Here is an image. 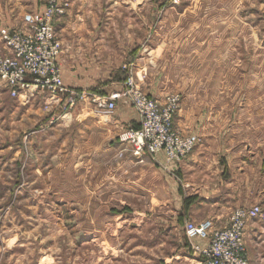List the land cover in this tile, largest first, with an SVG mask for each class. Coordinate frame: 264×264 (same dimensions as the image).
<instances>
[{
	"label": "rangeland",
	"instance_id": "obj_1",
	"mask_svg": "<svg viewBox=\"0 0 264 264\" xmlns=\"http://www.w3.org/2000/svg\"><path fill=\"white\" fill-rule=\"evenodd\" d=\"M23 2L31 5L30 0ZM211 11H228L229 18L212 23ZM178 26L185 34L180 35ZM154 35L156 41L180 37L185 43L175 70L189 79L188 87L207 95L202 105L212 109L214 125L209 133L215 144L208 157L226 161L221 164H228L233 175L242 172L245 159V172L255 186L252 192L260 187L264 199V0H150V38ZM43 100L39 113L34 111L38 101L33 99L36 104L28 113L10 114L7 109L13 101L0 82V264L9 238H44L41 245L29 243L43 252H50L45 238H52L48 242L52 251L70 264H150V249L159 238H187L193 251L201 238L188 239L185 225L178 221L179 182L172 181L170 197L164 201L162 188L146 193L142 187L150 179L131 172L126 162L131 153L119 141L125 130L116 137V151H108L112 159L92 164V170L84 169L81 159L75 163L70 155H62L67 145L55 158L59 148L51 151V141L41 152L27 144L25 135L38 128L39 118L55 117L56 107L45 109ZM107 148L113 149L109 143ZM28 161L32 167L27 169ZM37 165L41 171H53L56 178L30 186L24 174ZM140 165L132 162L131 166L140 169ZM83 180L98 185L97 191L92 189L88 209ZM260 206L264 218V201Z\"/></svg>",
	"mask_w": 264,
	"mask_h": 264
},
{
	"label": "crops",
	"instance_id": "obj_2",
	"mask_svg": "<svg viewBox=\"0 0 264 264\" xmlns=\"http://www.w3.org/2000/svg\"><path fill=\"white\" fill-rule=\"evenodd\" d=\"M23 1L25 0H0V27L20 26L21 17L27 11L43 8L46 0H30L31 5L28 6ZM57 2L64 4L63 13L55 17L54 30L62 44L57 63L65 88L100 93L118 91L124 81L123 66L131 65L136 85L158 102L162 103L168 94H176L171 92L181 95L174 126L183 134L198 136V144L174 166L166 162L162 152L150 155V158L145 154L140 158L129 156L130 161L126 162L129 163L131 172L150 179L147 185L141 186L145 188L146 193L152 194L156 189L162 188L164 201L170 197L172 181H178L179 202L176 208L179 212L178 221L184 225L188 221L197 224L210 219L214 227L219 228L228 222L229 213L234 207L263 204L260 187L256 186L258 192H252L255 186H252L251 175L245 172V159H242V168L239 170L242 172L233 175L229 172L230 169L228 170V164H221L226 161L219 158L212 161L208 157L215 144L209 133L214 125L210 118L212 109L202 105V98H207V95L202 97L192 86L188 87L189 79L180 77L175 70L179 67L180 62L176 57L181 55L180 49L185 45L184 41L180 40V37L174 41H156L155 35L150 38V0ZM170 13L164 12V19L165 15ZM218 18H229L228 11H211L212 23H216ZM167 29L165 28V31ZM181 31L185 34V29L178 26L180 35ZM167 50L171 53H167ZM39 95H42V98ZM39 95L34 99L38 101L37 108L33 107L36 102L24 105L11 98L13 106L8 107V113L22 111L26 114L32 107L39 113L43 94ZM64 101L62 97L60 104H64ZM53 114L56 118L43 116L38 119V128L25 135L27 144L41 152L42 146L51 141V151L59 148L55 156L53 155L55 158L60 155V148L63 150V146L67 145L69 148L64 150L62 155H70L71 162L75 163L81 159L86 170H92V164L96 166L109 162L112 158L109 157L108 151H116L118 134L139 125V117L126 99L119 100L109 115L97 111L94 105L87 101L79 102L67 112L62 111V105L57 106ZM108 143L113 149L107 148ZM223 152L228 153V150ZM53 156L51 155V158ZM35 159L37 160V157ZM139 159L142 162H139ZM132 162L142 163L140 169H135L137 166L132 167ZM26 164L27 169L32 167L29 166V161ZM54 177L56 178L53 171H41L38 165L24 174V179L29 181L30 186H38L41 179L53 180ZM134 184L140 186L138 181ZM90 185L91 182L83 180L82 193L86 209L91 203V194H94L92 191H97L98 188L96 184ZM131 188L130 186V192ZM43 239L9 238V243L3 250V264H70L66 257L65 259L52 251L53 246L48 244L49 241L52 242V238H45L46 249H51L50 252H43L41 249L35 251L29 244L41 245ZM156 241L153 244L155 247L150 249V264H201V258L187 245V238H159V241ZM200 241H195V244L204 246L207 243V240ZM245 244L250 264H264L262 216L247 221Z\"/></svg>",
	"mask_w": 264,
	"mask_h": 264
},
{
	"label": "built area",
	"instance_id": "obj_3",
	"mask_svg": "<svg viewBox=\"0 0 264 264\" xmlns=\"http://www.w3.org/2000/svg\"><path fill=\"white\" fill-rule=\"evenodd\" d=\"M63 7L57 0H46L40 10L25 13L20 26L0 27V82L11 98L25 105L43 94L45 109L62 105L63 112L87 101L108 115L119 100L126 99L135 109L139 125L125 130L119 141L127 144L132 156L140 158L146 152L154 156L161 151L166 162L174 164L189 155L198 137L183 134L174 126L179 95L171 94L158 102L136 85L131 65L123 66L125 76L118 91L100 93L64 87L57 63L62 44L54 30L55 17L63 13ZM62 97L64 104H60ZM261 216L259 205L242 206L233 210L227 224L220 228H214L210 219L197 224L186 222L185 235L207 240L204 246L193 245L201 264H250L246 225L249 219Z\"/></svg>",
	"mask_w": 264,
	"mask_h": 264
}]
</instances>
